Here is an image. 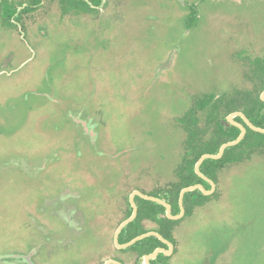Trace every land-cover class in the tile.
<instances>
[{"label": "rangeland", "instance_id": "1", "mask_svg": "<svg viewBox=\"0 0 264 264\" xmlns=\"http://www.w3.org/2000/svg\"><path fill=\"white\" fill-rule=\"evenodd\" d=\"M159 1H111L101 16H128L119 27L129 31L119 40L97 33L90 42L92 24L84 23L80 38L66 37L64 30L45 39L22 38L0 28V48L9 56L0 59L1 116L17 104L15 132L0 135L1 153L60 150L62 160L52 173L70 184L84 181L89 193L98 184L118 192L121 182L126 195L150 192L173 178L183 135L173 131L170 118L190 107L195 95L238 80L233 57L240 46L251 42L264 49V0H205L192 27L186 14L197 0ZM101 42L109 54L95 48ZM91 47L97 58L90 56ZM89 100L107 110L94 151L75 144L78 137L65 119ZM251 160L223 171L219 196L177 226L174 264H264V157ZM20 182L17 175L0 178V239L13 237L17 227L25 203ZM103 191L95 194L98 205L106 201ZM30 192L34 201L37 189Z\"/></svg>", "mask_w": 264, "mask_h": 264}, {"label": "flooded vegetation", "instance_id": "2", "mask_svg": "<svg viewBox=\"0 0 264 264\" xmlns=\"http://www.w3.org/2000/svg\"><path fill=\"white\" fill-rule=\"evenodd\" d=\"M86 1L90 6H92L95 11L87 12L79 4L75 8L78 11L77 13H65L63 9L58 10L57 13H53V11L43 9L42 13H25L23 15H19V11H21V9L27 5V3H24L22 4V6H18L17 12L10 17L12 25L6 27L3 26L0 21V28H2L3 31L9 32L11 34H17L22 38H25L27 35H31L39 37L41 36V38L45 39L46 37L50 38L52 36H56L64 31L68 33L66 34V37H73V35L79 36L81 32L78 28L81 27V25L84 23L85 25L92 24L91 30L88 31V38L90 42L93 37L97 36V33H99L97 38L105 36L107 39H123L124 33H128L129 30H126L124 28L121 29L119 25L128 16L124 15L121 17L120 14L115 12L113 14L109 13L107 17L101 16L103 9L109 6L111 1L109 2L107 0H103L100 5L93 4L89 0ZM169 1L173 0H164L159 2L165 5ZM204 1L205 0H197L190 6V11L186 14L187 27H192L196 24V21L198 19V12L196 7L200 2ZM18 17L20 19H18ZM192 17H195V19H192ZM71 33L74 34L70 35ZM104 33H106V35H104ZM138 34H140L139 31ZM77 38H80V36ZM101 43L102 44L95 46V48L97 50H101L100 53L102 54H109L111 51L105 50L107 49V43ZM79 44L80 42L77 43V46H79ZM254 46L255 45H252L250 42L248 44L240 46L237 50L239 51L242 49H247L252 52H264V49L260 51L255 50L256 48ZM110 48L111 46L109 47V49ZM97 50L94 51L91 47L88 49V52L90 53L91 57L97 58ZM7 52L8 50L4 51L0 48V59L5 60V58H9ZM236 54L234 55L233 59L239 64L236 58ZM238 85L239 78L238 80L229 82L227 86H225L226 88H222L221 90L218 89L212 92H216L218 96H220L224 91L230 90L231 88H234ZM263 92L264 89L260 94L261 99ZM192 101L193 99L191 100V102ZM8 102L12 104L13 102H15V99H10ZM91 102L92 101L89 100V103H87V105H83L81 109H75V111L71 110L67 117H65V119L69 124L68 127L73 130V133L78 137V139H75V144L83 142L87 145V147H90L89 149L93 150L95 143H97L96 141L100 139V130H103V127L107 126L106 117L102 119L107 110H104V108H98L99 106L95 109L94 107H92ZM190 107H188L184 111H180L179 114L175 112L174 115L170 118V124L173 131L179 132L180 135H184L185 130L183 128L182 122L179 121L178 118L182 116L184 112H186ZM3 108L4 105L0 101V112ZM16 109L17 104L11 107H7L5 115L1 116L0 114V135L12 134L13 132H15L13 131L11 123L12 119L15 118ZM234 112L243 111L237 110L231 112L230 114ZM230 114L227 115V120L240 128L239 125L231 122L228 119V116ZM237 117H241L243 119V122L237 120ZM234 121L239 124H243L248 131V127L250 126L241 115H235ZM60 122H64V117L60 119ZM251 122L253 121L251 120ZM35 124L38 125V122H36ZM20 127L23 126L20 125ZM180 142L182 146V152L180 154L181 160V155L183 154L184 150V144L182 142V139ZM72 149H74V147H72ZM59 151H50L49 153L47 152L43 155H32V153L28 151L24 153L20 151L19 153H17L15 151V148L10 149V151H6L4 154H2L0 150V178L5 175H14V177L15 175H17L20 181L23 182L20 183L25 189V203L19 207L20 216L17 217V227H14L15 232L13 233V237L0 239V264H106V262L111 259H116L124 264H144V256L146 254L140 256V258L138 259L134 252H124V249H127L128 247H118L115 241V232L121 223L117 226L116 229L114 228V224L118 219L121 218L125 210L126 194H124L123 183L121 182L120 188L117 189L118 192L111 193L103 191L101 184H98V186L94 187L91 185V193L84 189V181L74 180L73 184H70L68 180L52 173V168L55 166H59V163L62 160L61 158H58ZM74 154L76 153L74 152ZM254 156L264 157V155L262 154H255ZM251 159L244 162L234 163L233 166L242 163H248ZM175 169L176 167L174 168V171ZM4 172L6 173L2 175V173ZM174 177L175 173L173 172V178ZM204 180L207 181L206 179ZM166 182H164V184ZM207 182L211 185L209 181ZM215 184V190L210 194H213L218 190V184L216 182ZM162 185L163 183L153 187L150 192L159 189L160 187H162ZM204 187L207 190H210L212 188V185L210 186V188H207L205 185ZM31 188H34L35 190L37 189L34 201L32 200V198L28 200V196L31 193ZM134 190L139 189H133L131 193ZM102 191L103 197L106 201L98 205L95 194L101 193ZM141 191L144 192L143 190ZM220 193L221 192L219 191V194ZM126 242L120 243L124 244ZM171 242L174 245L172 253L165 254L173 255L172 261L174 264L175 257L179 253L177 237L176 243H174L173 241ZM111 245H113L114 251H111ZM164 248L169 249V245L168 247ZM157 257L155 259H157ZM74 258L76 259L74 260Z\"/></svg>", "mask_w": 264, "mask_h": 264}, {"label": "trees", "instance_id": "3", "mask_svg": "<svg viewBox=\"0 0 264 264\" xmlns=\"http://www.w3.org/2000/svg\"><path fill=\"white\" fill-rule=\"evenodd\" d=\"M89 1L96 5L103 2V0ZM24 3L27 5L19 11V15L42 13L43 9L53 13L61 9L65 13H77L75 8L79 4L87 12L95 11L86 0H0L1 24L6 27L11 26L10 17L17 12V7ZM236 58L240 64L239 85L224 91L220 96L216 92L195 95L191 107L178 118L182 122L185 133L182 137L184 150L174 171L175 177L155 191L143 190L145 193L162 197L171 203L173 214L181 211L179 199L182 188L196 183H202L207 188L211 186L195 170L200 157L204 153H218L223 143L236 139L240 134V128L227 120L228 114L237 110L243 111L256 125L264 127V101L260 97L264 89V52L242 49L238 51ZM237 120L243 122L241 117H237ZM255 154L264 155V133L248 127L247 134L238 144L226 148L219 159L204 160L200 169L218 184L223 171L234 163L251 159ZM130 193L131 191L126 195L124 214L115 222V229L133 212L129 199ZM218 196L219 188L210 195H205L200 189L186 192L185 216L181 219H172L167 216L164 205L137 195L135 200L138 205V214L121 230L120 242H126L141 233L156 230L176 243V227L186 217L193 216L198 207L207 205ZM157 247H168V245L159 237L150 235L124 249V252H134L139 259L140 256L152 252ZM172 260L173 255L160 253L157 259L152 260V264H173Z\"/></svg>", "mask_w": 264, "mask_h": 264}, {"label": "water", "instance_id": "4", "mask_svg": "<svg viewBox=\"0 0 264 264\" xmlns=\"http://www.w3.org/2000/svg\"><path fill=\"white\" fill-rule=\"evenodd\" d=\"M262 99L264 100V92L262 93ZM235 115H241L252 129H254L256 131L264 132V128L263 127L256 126L253 122H251V120L243 112H234V113L230 114L228 116V119L231 122L239 125L241 130H242L240 135L238 136V138L223 143L221 145L220 150L218 151V153H205V154H203L200 157V159L197 161L196 166H195L196 172L199 175H201L204 179L209 181L211 183V185H212V188L210 190H207L204 187V185L201 184V183H197V184H193V185H189V186L184 187L181 190V193H180L179 203H180L181 211H180L179 214H173L171 203H169L164 198L146 194V193L142 192L141 190H134L131 193V195H130V202H131V205L133 207V212L127 219H125L124 221L121 222V224L118 226V228H117V230L115 232V241H116L118 247L126 248V247H129V246L133 245L138 240H141V239H143L145 237H148L150 235H155V236L159 237L162 241L166 242L169 245V249H166L164 247H158L153 252H151L149 254H146L144 256V264H151V260L155 259L158 256V254L161 253V252H164V253H167V254H171L172 253V250L174 248L173 243L170 240H168L166 237H164L160 232L154 231V230L142 233V234L134 237L132 240H130V241L124 243V244L119 242V234H120L121 230L123 229V227L126 226L129 222L133 221L136 218L137 214H138V205H137L136 200H135L136 195H139V196H141L143 198H146V199H149V200L156 201V202L164 205L166 207V214H167V216L169 218H172V219H180V218H182L185 215V212H186L185 206H184V197H185L186 192L194 191V190H197V189H201L204 192V194H210V193H212L215 190V187H216L215 182L211 178L206 176L200 169V167H201L202 163L204 162V160H206L208 158H213V159L221 158L223 156L226 148H228L230 146H233V145H236L246 135L247 128L243 124H239V123L234 121V116ZM110 263L124 264L121 261H118L116 259H111V260L106 262V264H110Z\"/></svg>", "mask_w": 264, "mask_h": 264}]
</instances>
